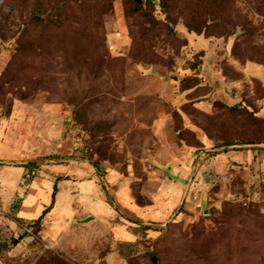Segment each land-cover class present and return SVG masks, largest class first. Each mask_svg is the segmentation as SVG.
Returning a JSON list of instances; mask_svg holds the SVG:
<instances>
[{"label": "rangeland", "instance_id": "1", "mask_svg": "<svg viewBox=\"0 0 264 264\" xmlns=\"http://www.w3.org/2000/svg\"><path fill=\"white\" fill-rule=\"evenodd\" d=\"M49 1L47 23L74 31L46 33L52 45L44 56L18 52L19 44L30 46L28 36L42 34L32 24L35 0H0V131L5 120L20 131L0 146V159L17 161L21 147L9 142L26 139L32 146L44 125V132L54 133L53 144L44 141L37 156L29 147L25 162L130 164L144 205L140 190L156 179L155 171L168 173L160 164L170 146L196 147L187 192L194 203L167 223L147 227L115 207L135 224L132 241L106 230L79 248L40 238L31 253L13 254L8 264H154V257L157 264H264V174L248 182L243 166H236L208 185L199 181L203 172L208 177L210 163L222 169L219 154L242 153L250 148L245 145L264 151V113L257 102L264 87L254 78L243 81L245 65L264 67V0H169V7L161 0H142L138 7L131 5L135 0ZM220 1L226 4L220 7ZM188 24H196V32ZM83 48L86 56L75 57ZM212 66L219 76L241 81L230 93L236 103L221 92L220 98L210 95L217 85L205 82ZM39 116L66 117L53 122ZM7 163L0 166H17ZM5 191L0 187V195Z\"/></svg>", "mask_w": 264, "mask_h": 264}, {"label": "crops", "instance_id": "2", "mask_svg": "<svg viewBox=\"0 0 264 264\" xmlns=\"http://www.w3.org/2000/svg\"><path fill=\"white\" fill-rule=\"evenodd\" d=\"M210 69L211 71L205 77V82L214 80V86L217 84L214 88L212 87L210 95L220 98L219 93L221 92L227 96V102L236 103L238 98L234 100L230 93L233 94L231 89L241 86V81L219 76L215 66ZM244 73V82L247 78H254L259 80L264 87L263 66L249 63L247 66L245 65ZM257 102L264 113V97L258 99ZM39 117L58 122L66 116ZM42 126L37 129V133L35 132L32 146L26 139L19 141L18 145L9 142L11 148L21 147L18 157L14 156L17 161L11 160L7 163L0 159V163L17 164L16 167L0 166V187L6 190L2 192L3 195H0V221L2 223L0 228L9 227L15 238L23 237L17 247L11 251L0 253V264H8L13 254L18 255L19 253V255L26 256L31 253L32 246L30 245L35 242V239L39 240L40 238L48 241L54 247L62 248L66 247V242H75L79 248L85 247L84 244L88 240L90 242L97 240L99 232L106 230L116 236L120 234L118 239L130 242L135 239L130 225L137 224L136 226L140 227L162 225L178 216L183 207L192 208L194 203L192 195L188 196L187 193L186 198L183 193L190 192L188 186L194 177L193 164L196 147L183 145L176 148L173 146V148L170 146L167 150L168 156H165L167 160L165 158L160 164L163 169L168 170V173L165 171L154 172L153 175L156 179L153 177V181L149 179L140 190L148 200L146 204L140 205L134 187L138 179L130 164L126 169H123V164L112 165L104 162L101 165H94L92 161L79 158L57 163L46 160L36 167L30 165L34 162H25V153L29 147L30 155L37 156L44 152V141H51L53 144V131L50 130L46 133L44 125ZM7 127L10 129L9 134ZM1 128L0 146L8 145V141L19 136L20 131L18 129L16 131L15 124L11 120H5V127ZM245 146L250 148L242 153L233 150L227 153L228 156L222 157L219 154V166L222 169L215 167L218 164L210 163L209 168H206L209 175L207 177L203 172L199 178L200 183L204 184L205 182L208 185L213 178L222 177L221 174L236 166H243L248 182H251V179H261L264 174V151L254 150L252 145ZM233 147L229 146L230 149ZM74 149L77 148L74 147ZM1 150L3 148L0 147V152ZM32 151L34 154H31ZM33 172L30 179L25 178L27 174ZM10 173L13 174L8 176L7 174ZM218 177L216 179H219ZM55 185L57 186L55 204L41 220V223H38L43 212L52 204ZM203 189L204 186L201 189L202 197L207 195ZM107 196L112 199L114 205L108 202ZM202 204L201 202L200 205L202 206ZM115 207H119L126 214L136 217L138 220L133 221L135 224L131 223V219L127 221L125 217L120 216ZM12 211L14 213H11ZM85 220L90 221L79 223ZM25 228L29 229L31 234L26 233Z\"/></svg>", "mask_w": 264, "mask_h": 264}, {"label": "trees", "instance_id": "3", "mask_svg": "<svg viewBox=\"0 0 264 264\" xmlns=\"http://www.w3.org/2000/svg\"><path fill=\"white\" fill-rule=\"evenodd\" d=\"M136 1V0H135ZM130 1L131 5L138 7L140 6L138 1ZM148 2L150 4H152L154 2V0H148ZM50 3L49 0H35V5L32 9V15H31V19H32V24L35 26L34 29L36 30L37 28H41L42 29V34L40 36V38L36 39V38H32L31 36L27 37V41L31 42L30 46L27 48L24 46L23 42V46L21 44H19V48H18V52H20V54L22 53H26V51L28 52H32L33 50H39L40 53L44 56L48 53L47 50L51 49V45L52 44H48V40L45 38L46 37V33L48 32H52V34L56 36L57 32H72L74 31L73 27L71 25H63V26H59V24H57V26H55L54 24H49L47 23L46 17H45V4ZM162 6L163 7H169V0H161ZM220 5V7H222L223 5L226 4V1H220L218 3ZM187 28L190 32H196V24H188ZM77 51V48L75 49V52ZM86 52H87V48H83L82 51L80 52V54L75 55V57H79L80 59H82L83 57L86 56ZM74 59V58H73ZM49 64V63H48ZM231 146V145H229ZM30 165H34V164H30ZM57 194V186H54V192H53V200H52V204L50 205L49 208H47L42 216L39 218L38 223H41V220L44 218V216L50 212L55 204V197ZM111 202V201H110ZM1 224V221H0ZM23 239V237H19V238H15L13 231L9 228V227H1L0 228V253L4 252V251H11L12 249H14L15 247L18 246V244L20 243V241Z\"/></svg>", "mask_w": 264, "mask_h": 264}, {"label": "water", "instance_id": "4", "mask_svg": "<svg viewBox=\"0 0 264 264\" xmlns=\"http://www.w3.org/2000/svg\"><path fill=\"white\" fill-rule=\"evenodd\" d=\"M136 1H138L139 3H141L142 2V0H136ZM90 220H85V221H82V223H88ZM152 261H153V263L154 264H157V259L154 257V258H152Z\"/></svg>", "mask_w": 264, "mask_h": 264}, {"label": "built area", "instance_id": "5", "mask_svg": "<svg viewBox=\"0 0 264 264\" xmlns=\"http://www.w3.org/2000/svg\"><path fill=\"white\" fill-rule=\"evenodd\" d=\"M34 174V172L33 173H31V174H27V178H29L31 175H33ZM185 196H187V192H186V195ZM184 196V197H185ZM25 231H26V233H28V234H31V231L29 230V229H27V228H25ZM46 247H48L47 245H46Z\"/></svg>", "mask_w": 264, "mask_h": 264}]
</instances>
